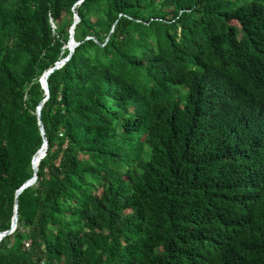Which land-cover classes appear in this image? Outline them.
Returning <instances> with one entry per match:
<instances>
[{"label": "trees", "instance_id": "obj_1", "mask_svg": "<svg viewBox=\"0 0 264 264\" xmlns=\"http://www.w3.org/2000/svg\"><path fill=\"white\" fill-rule=\"evenodd\" d=\"M244 46L264 57V0H0V232L40 118L49 141L0 264H264V146L198 115L228 100ZM245 85L255 124L264 85Z\"/></svg>", "mask_w": 264, "mask_h": 264}, {"label": "clouds", "instance_id": "obj_2", "mask_svg": "<svg viewBox=\"0 0 264 264\" xmlns=\"http://www.w3.org/2000/svg\"><path fill=\"white\" fill-rule=\"evenodd\" d=\"M80 3H81V1H79V5H80ZM79 22H80V15H79L78 11L75 10L73 25H72L71 30H70V39H69L68 43L64 46V48L69 50V54L67 56L61 58L53 67H51L50 69L45 71L44 74L40 78V83H41L42 88L44 89V92L46 95L45 99L43 100L44 104H45L46 100L48 99V97L50 96V88H49L48 79H47L48 85L43 84L42 79L45 78V74L47 72H51V74H52L56 69L61 68L66 63H68L70 61V59L72 58V56L74 55L77 47L80 45V41H78L75 38V32H76L75 29H76L77 25L79 24ZM51 23L57 29V25L54 23L53 20H51ZM244 36H245V33L242 29L237 30L236 38L238 41H242L244 39ZM73 48H74V51L72 52ZM241 54H242V58H241L240 63L237 65H234L230 68V82H229L230 87L228 90V97H229L228 100L224 101V102H220L218 105H215V106L206 107V108L200 107L198 115H199L200 119H206V118L215 117L219 114H222L226 120L227 126L229 128L237 129L240 132V136H238L236 139L232 140L235 145H242V146L247 145L248 142H250L253 139V137L256 135L258 137V140H256L255 145L256 146H264V111L259 112V117L256 118V121L253 122L255 124H252V119L250 118L253 115V111L251 109H248L246 111V120H239L237 117L238 103L242 100V98L244 96V92H245L244 85L247 82L256 83V84H259L261 86L264 85V57L257 55V53L255 51H250L249 48H247L245 46L241 49ZM43 101H41V104L43 103ZM41 104L38 107L39 117H40L41 111H42V109H41L40 113H39V108H40ZM44 104L42 105V108H43ZM165 107L167 108V106H165ZM199 123H200V121L198 120V124ZM41 124H43V122L40 123V126H41ZM252 125L254 127H252ZM43 126H44V124H43ZM44 130H45V127H44ZM45 136L46 135L44 134V137ZM42 148H44L46 151V154L42 155L43 156L42 160H43L46 157L47 152H48L49 141L47 144H45V141H44L43 146L39 150H41ZM39 155H41V154H39ZM39 155H38V158H39ZM39 160H40V158H39ZM33 161H34V158H33ZM262 170H263L262 167L256 166V168H253L252 170L241 171V172H245V173L254 172L257 175H262V173H263ZM38 173H39V167H38ZM34 176H35V174H34ZM36 182H37V180H36ZM35 183H33V184H35ZM12 218H14V217H12ZM18 224H19V220L16 224L15 231L18 227ZM13 225L14 224L12 222V227L9 230H11L13 228ZM9 230H6V231H9ZM6 231H2V232H0V234L1 235L5 234L4 232H6ZM12 233H9V234H12ZM9 234H5V235L1 236L0 241ZM27 241H31V240H27ZM31 243H32V241H31Z\"/></svg>", "mask_w": 264, "mask_h": 264}, {"label": "water", "instance_id": "obj_3", "mask_svg": "<svg viewBox=\"0 0 264 264\" xmlns=\"http://www.w3.org/2000/svg\"><path fill=\"white\" fill-rule=\"evenodd\" d=\"M74 51V48L72 49V52ZM51 74V72H47L46 74H45V78H43V84H45V85H48V82H47V79H48V77H49V75ZM44 104V101H43V103L41 104V106H40V108H39V113H40V110L42 109V105ZM40 123H42V120L40 119ZM41 128H42V132H43V134H45V130H44V126H43V124H41ZM48 143V139H47V137L45 136V144H47ZM39 154H41V155H45L46 154V151H45V149L44 148H42L41 150H39L38 151V153L35 155V157H34V161H33V167H34V170H35V176L32 178V179H30L29 181H27L24 185H23V187H21L19 190H18V192H17V196H16V208H15V215H14V218H13V228L11 229V230H9V231H6V232H4L5 234H9V233H11L12 232V230L16 227V224H17V222H18V220H19V202H18V197H19V195L22 193V191L26 188V187H28V186H30V185H32L33 183H35L36 182V180L38 179V165H37V160H38V155ZM5 234H2L1 236H3V235H5Z\"/></svg>", "mask_w": 264, "mask_h": 264}, {"label": "built area", "instance_id": "obj_4", "mask_svg": "<svg viewBox=\"0 0 264 264\" xmlns=\"http://www.w3.org/2000/svg\"><path fill=\"white\" fill-rule=\"evenodd\" d=\"M15 231V228L12 230V232H14ZM11 232V233H12ZM0 237H1V234H0ZM26 245V248H30L31 247V241H26V243H25Z\"/></svg>", "mask_w": 264, "mask_h": 264}, {"label": "bare ground", "instance_id": "obj_5", "mask_svg": "<svg viewBox=\"0 0 264 264\" xmlns=\"http://www.w3.org/2000/svg\"><path fill=\"white\" fill-rule=\"evenodd\" d=\"M201 82V81H200ZM212 84V83H211ZM214 86V85H213ZM246 86V85H245ZM244 86V87H245ZM247 90V89H246ZM255 91H256V89H255ZM264 93V92H263ZM228 95V94H227ZM251 97V96H250ZM258 98V97H257ZM214 102V101H213ZM219 102V101H218ZM219 104V103H218ZM242 105V104H241ZM240 109V108H239ZM245 114V113H244ZM259 117V116H258ZM245 119H246V117H245ZM249 174H251V173H249Z\"/></svg>", "mask_w": 264, "mask_h": 264}, {"label": "rangeland", "instance_id": "obj_6", "mask_svg": "<svg viewBox=\"0 0 264 264\" xmlns=\"http://www.w3.org/2000/svg\"><path fill=\"white\" fill-rule=\"evenodd\" d=\"M59 26V24L57 23V27Z\"/></svg>", "mask_w": 264, "mask_h": 264}]
</instances>
